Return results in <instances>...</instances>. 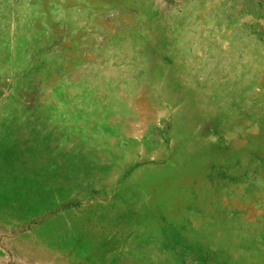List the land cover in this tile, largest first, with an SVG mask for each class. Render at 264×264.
<instances>
[{
	"label": "rangeland",
	"instance_id": "1",
	"mask_svg": "<svg viewBox=\"0 0 264 264\" xmlns=\"http://www.w3.org/2000/svg\"><path fill=\"white\" fill-rule=\"evenodd\" d=\"M0 264H264V0H0Z\"/></svg>",
	"mask_w": 264,
	"mask_h": 264
}]
</instances>
